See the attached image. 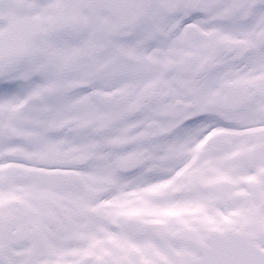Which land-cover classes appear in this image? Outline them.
Listing matches in <instances>:
<instances>
[{
    "label": "snow or ice",
    "instance_id": "obj_1",
    "mask_svg": "<svg viewBox=\"0 0 264 264\" xmlns=\"http://www.w3.org/2000/svg\"><path fill=\"white\" fill-rule=\"evenodd\" d=\"M0 264H264V0H0Z\"/></svg>",
    "mask_w": 264,
    "mask_h": 264
}]
</instances>
